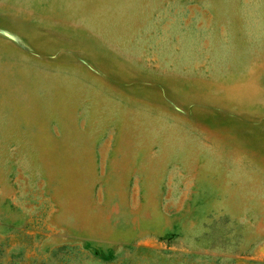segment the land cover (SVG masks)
Segmentation results:
<instances>
[{"label":"rangeland","instance_id":"rangeland-1","mask_svg":"<svg viewBox=\"0 0 264 264\" xmlns=\"http://www.w3.org/2000/svg\"><path fill=\"white\" fill-rule=\"evenodd\" d=\"M0 264H264V0H0Z\"/></svg>","mask_w":264,"mask_h":264}]
</instances>
